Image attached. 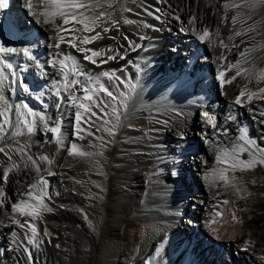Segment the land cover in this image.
Instances as JSON below:
<instances>
[{"label": "bare ground", "instance_id": "obj_1", "mask_svg": "<svg viewBox=\"0 0 264 264\" xmlns=\"http://www.w3.org/2000/svg\"><path fill=\"white\" fill-rule=\"evenodd\" d=\"M103 1L99 0L100 3ZM21 2L24 3V7L17 3L18 12L30 19L29 26L26 27L36 29L42 36V41H39V43H42L39 45L41 46L39 50L43 52V49H46L53 52L57 61L67 55L71 57L68 59L71 64L86 72L85 76H76L75 73L68 70L69 82L76 79L91 86L92 83L96 82V77L93 78L92 73L97 67L101 68V71L124 72L128 78L130 76L132 79L131 81L127 79L125 82L124 92L126 97H122V93L119 94V98L126 101L127 108L125 109L120 103H116L121 117L115 135L109 136L107 132L103 131V128L110 127V125L104 124L102 120L97 118L100 115L97 109L93 108L96 113L95 116H90L89 113L80 109L79 104L83 99L80 85L77 84L74 90L64 91L63 85L57 84V81L63 80V74L58 63L56 67L45 64V71H38L36 75H31L32 85L28 84L27 79L23 77V82L31 90L24 92L21 90L17 79L20 76V71L23 76L28 77V72L24 69L27 67L37 68L36 65L38 64H34V61L22 53L0 54V63L3 62L2 58L6 61L10 59L13 65V69H5L4 72L6 77L4 90L10 106L8 115L11 124L0 127L1 136L8 134L7 131L12 128V104L17 103L21 107L20 105L27 103L32 107V97L27 93H41L44 89L43 85L48 82H44V80L55 81L56 85L61 88L62 95L65 98V103L60 108L61 115L57 117V119H62L61 140L59 142L49 128L46 130L45 135L38 136V141H35L32 145L24 146L18 141L0 142V147H6L8 150L7 154L0 153V168L3 169V175H0V201L4 202L0 206V222H2L0 223V263L33 264L34 262L33 254L29 255L27 249V237L30 234L27 229L31 231V228L26 226L25 231L24 228L22 229L12 222L13 219H18L21 223L29 221L35 224L37 229H42L45 225L53 228L55 235L47 241L48 257H52V255L58 257L57 255H59L65 257V259L69 258V260L75 261V264H88V260L93 255V244L98 247L94 256H98L100 260H105L104 264H118L117 257L120 254L123 256L128 253L137 257V264H200L199 261H201V264H216L215 258L223 260L227 244L236 247L237 253L233 251L231 256L233 259L239 260L241 264H264L261 260L264 258V219L261 216L254 225L243 226L240 218L242 216L241 212L234 208L237 198H231L242 191L244 180L251 183L257 179V174L264 178V165L257 164L253 169L244 171H241L240 167L235 169L230 167L235 156L239 154L240 147L249 149L243 152L244 154L239 155L241 160L251 159L253 152L259 158L260 153L256 151V148H264V115H262L264 113V98H262L264 93L258 91L259 88H264V79L257 83V76L260 70L264 69V46H262L264 45V6L256 9L245 8V13L250 10H257L258 13L255 11L256 13L253 14L254 11H251V20H247L243 24L237 22L234 25L232 17L236 15V10L231 7L225 8L224 5L226 3L229 5L243 3V0H126L127 5L125 12L122 14V23L119 26L120 28L116 30L119 32V36H116L113 31L112 36L107 32H103L101 24L93 32L78 31L75 33L77 37L75 43L80 47L103 49L107 53L105 56L96 57L97 64H92L90 61L83 59L85 55L83 52L77 51L68 43H61L59 48L55 47L59 43L61 35L65 36L66 40L72 39V36L67 32L58 33L54 30L56 26L63 25L61 17H54V22H44L45 17L42 14L46 7L44 0H31L33 5L31 10L26 7L29 0H22ZM248 2L250 3L251 0H248ZM156 9H159V11L157 12ZM33 12L36 13L38 20L33 17ZM89 14H91V11ZM225 14L227 19H225ZM156 16H159L160 19H156ZM165 18L168 21H165ZM72 24L74 22H70L69 25H64V27L70 29ZM253 24H256L255 31L248 32L247 35H235L236 31H245ZM178 26H181V29H178ZM26 27L21 26V28ZM75 27L80 28L81 26L75 25ZM204 28L210 29L211 32L207 40L199 39ZM174 31L175 38L170 34ZM96 32H100L101 35L95 41L88 44L81 42L85 35L92 37L96 35ZM11 37L13 40L16 39L13 32L5 33L0 29V41L4 42ZM30 37L26 35L25 41L30 40ZM19 38L18 41L21 40ZM170 38L172 39L170 45L175 48V51H179L178 53L174 52L173 47L167 45L171 41ZM155 40H159L160 43L163 40L161 46L174 58L173 61H169V64L167 62L169 59L167 61L163 58L159 60V57L164 56L162 52L158 51L155 57L151 56V52L160 46L157 42L155 44ZM173 40L176 42L175 45ZM5 44L7 47L19 49L16 43L14 45ZM137 45L139 47H136ZM253 45H255V50L249 51L248 54L251 53V56L248 60L243 61L239 53L244 51L245 48L251 49ZM31 46H35L34 41L31 42ZM109 48L112 49L111 52H108ZM196 48L198 49L196 50ZM108 55H114L116 58L100 64V61L106 60ZM20 56H22V59L24 58V63L22 68L18 69L16 59ZM121 56L125 58L121 59ZM199 57L205 58V63L201 64ZM179 59L185 63L183 70H188V73L199 67L208 70V74L200 77L197 75L201 73L196 71V80L190 83L193 84L195 89L205 93V97L202 99L203 102L193 109L196 113L198 110L203 112L201 117L203 120L197 118L194 112L182 109L189 105L187 103L191 102V98H196V96L184 95L182 88L177 91L175 87L176 81H180L179 78L182 79L184 76L183 73L180 76L178 72L175 74L174 69L180 67L177 63ZM209 60L212 61V64H207V62H210ZM237 61L241 62L239 68L248 71L242 72L235 80L228 83L227 81L236 74L237 67L232 66L236 65ZM13 70L16 72V76L9 75ZM214 71L219 72L218 78L211 75ZM222 71L225 72L224 80L226 81L223 84L220 79V72ZM207 78H210L208 83L205 82ZM12 81L17 82L11 83ZM99 82L104 83L106 87L110 85H107V80L105 83L102 78ZM218 82H220V85H218ZM210 84L217 87L216 92H214V87L213 89L209 88ZM130 85H135V88L130 87ZM109 90L115 92L113 87ZM73 91L78 96L76 110L70 105L65 96L67 94L70 97ZM241 91H244L245 95L241 97V103L237 104L235 101ZM253 92L256 95L249 101L248 94ZM48 93L50 94L48 99L54 101L53 92L50 93L49 91ZM96 95L101 96L104 101L106 100L104 93L98 92ZM215 99L219 100L222 104L221 107L220 103L216 104ZM204 102L206 103L205 107ZM176 106L180 109L179 112L174 113L173 107ZM3 109V102H0V124L3 123L4 119ZM77 111L81 113L82 117L80 136L83 139H79L74 135L76 131L74 119L76 120L75 114ZM106 111L111 114L112 110L108 107ZM252 115L255 117L254 120ZM140 116L143 117L145 130L141 129V132H137L133 130L132 124L140 122ZM230 116H235V120L238 119V122L244 124L246 130L234 125L233 121L229 119ZM106 119L111 120L113 124L116 123L115 118L111 115ZM89 120L90 125L87 123ZM98 128L101 131L97 132ZM196 130L206 139V145L214 148L216 153L206 152L202 147L204 145L198 142L195 150L185 154L182 159L183 154L180 153L182 149L185 147L187 149L192 145V141L198 139ZM89 132L95 133V137L102 136L105 141H111V143L102 149L101 141L90 135ZM222 132L233 134V136H224ZM176 134H179V136L176 137ZM237 135L240 136V140H237ZM247 137L256 141V145H249ZM174 139H178L175 140L177 143L170 145ZM187 139L189 142H186ZM67 140L68 143H66ZM73 142L77 144L80 150L94 153L103 151L104 154L103 156L96 155L93 157L69 155L70 145ZM172 146L176 147L177 150ZM12 148H17V152H12ZM19 148H26V155H32L34 158H36L37 152L40 153L39 155L47 154L53 160V163L49 165L47 162L37 160L40 165V172H37L35 167L31 166L30 162L26 160V156L19 155ZM160 149H163V156H160V152H158ZM171 152H174V155H170ZM191 154H193V158L205 161L204 164L201 161L195 164L198 176L195 180L199 187L198 199H201V209L204 206V213L193 208L194 205L197 207V203L195 204L192 200L194 198L188 197V199L186 195L182 196L175 193L179 189L181 192L185 190V193L191 191L190 184L192 181L189 171L192 170V167L188 161ZM9 155H11V159H8ZM95 161H99V164H96ZM178 161L181 162L182 167L176 170L173 166ZM224 161H227V163ZM26 163L29 164L27 168L24 167ZM13 164L19 166L13 167ZM213 169L216 170L215 174L212 172ZM48 170L55 172L56 175L48 176ZM221 170H226L225 174L229 178L227 181L219 179ZM41 175L48 181V184L45 185L47 196L44 197V203L47 208H51L53 205L55 211L53 210L48 214V211H43L39 217L13 212L11 210L13 204L21 200L32 202V198L28 197L27 193L31 190L34 195L37 194L39 185L36 189H30L29 185L35 183ZM232 177L236 179L233 180ZM148 178H150L149 181ZM142 179H144L143 182H141ZM93 180L95 182L91 184L90 182ZM174 182L176 185H173ZM97 184L100 187H96ZM142 187L148 190L147 194L136 198L135 196L140 195L137 190L141 191ZM171 191L174 194L172 198H169L167 195ZM177 197H179L178 200ZM126 198H130L131 202H136L139 205L133 213V217L141 226L142 232V241L140 240L141 242L136 247L138 249L133 248L131 250L130 248V251L123 244L124 242L122 243L123 237L121 235H113L108 231L105 232V237H99L97 241L94 238L91 239V235L86 232L82 234L84 227L87 226L86 223L96 225L97 220L93 219V212L106 219V229L115 226L118 222L117 209L125 203ZM174 200L179 203L174 204ZM167 201H173V206L176 208L175 212L164 211L163 206ZM190 201L194 203L193 207L189 204ZM223 201H228V203H222ZM65 205L72 206L73 209L66 208ZM74 211L81 216V219L75 216L71 217L73 218L72 222L78 225V229H75L71 223H63ZM190 211L197 218L200 214H203L202 217L200 216L203 223L198 222V227L195 226L196 223H192L185 230L181 229L180 215ZM220 211H223L222 216H220ZM85 214L87 218H85ZM233 214L235 219H233ZM216 217H220V221H215ZM48 221L55 223L51 225ZM95 227L97 232H100L98 225ZM14 232L16 233L15 236L13 235ZM69 235H75L76 238H71ZM251 237H254V239L251 240ZM138 240L136 241L138 242ZM187 240L193 246L190 259L185 257L183 251L181 253L177 252L179 250L177 247L183 245ZM201 240L204 241L202 248L206 249L205 254H203L202 248H199ZM13 241H16V243H13ZM179 242H182V244L178 245ZM78 244L85 247L81 254L76 253L73 248ZM212 244L218 249L217 252L212 248ZM7 246L8 248H6ZM192 250L198 251V258ZM251 250L258 254L259 258L254 257L249 252ZM59 259L53 262L59 264Z\"/></svg>", "mask_w": 264, "mask_h": 264}, {"label": "snow or ice", "instance_id": "obj_2", "mask_svg": "<svg viewBox=\"0 0 264 264\" xmlns=\"http://www.w3.org/2000/svg\"><path fill=\"white\" fill-rule=\"evenodd\" d=\"M45 3V11L42 13L43 16L45 17L44 22L45 23H50L54 22L53 18L56 16H59L63 19V25L56 26L54 29L56 32H67L72 36V39H65V36L61 35L59 38V43L55 45L56 48L60 47L61 43H68L70 46L76 48L77 51L83 52L84 59L90 61L92 64H97V60L95 59L96 57L100 56H105L107 53L103 49H90L86 47H80V45L75 43V40L77 37L75 36V33L78 31H83L85 33L88 32H93L95 31L96 27H99L101 23L105 22V20L111 21L112 25H116L118 21L112 19V14L111 13H106L105 11H100L98 14L95 13V9L101 8L103 5L99 2V0H44ZM261 6H264V0H251L249 3L248 0H243V3H232L231 5L225 4L224 7L228 8L231 7L232 9L236 10V15L232 17V23L235 25L237 22L240 23H246L247 20H251L252 16L250 14L245 13L244 9L245 8H250V9H256ZM7 7L6 0H0V8ZM28 9H32L33 5L31 3V0H29L28 4L26 5ZM107 7L111 8L112 5L108 4ZM91 11V14L89 12ZM158 12L159 9H156ZM33 17H36V13H32ZM243 17V19H241ZM38 20L39 18L36 17ZM156 19H160L159 16H156ZM225 19H227V15L225 14ZM70 22H74L72 24V27L70 29L65 28L64 25H69ZM127 22V21H125ZM75 25H80V28H76ZM256 29V24L250 25L247 30L245 31H236L235 35L236 36H242V35H247L248 32L255 31ZM111 28L104 27L102 28L103 32H108L110 31ZM211 32L210 29L204 28L202 30V34L199 36V39L201 40H207L210 36ZM259 34V33H258ZM101 33L96 32L95 36L88 37L85 35L82 38V43L88 44L93 41H95L98 37H100ZM231 39V37H229ZM131 43V42H130ZM221 43H223L221 41ZM264 46V45H262ZM136 47H139L137 45ZM227 47V45H225ZM134 50V49H133ZM255 50V45L251 49L245 48L244 51L240 52L239 55L241 57H245L246 53L249 51H254ZM112 49H108V52H111ZM3 53H22L23 55L27 56L30 60L35 61L41 69L45 68V64H41L36 57L32 54V51L29 48H23V49H16L13 47H7L5 46V42L0 41V54ZM90 53V54H89ZM118 54V53H117ZM127 54L125 53V56ZM71 57L69 56H64L62 59L53 60L51 62L52 67H56L57 63L59 64V68L61 73L63 74V80L62 81H57V84H62L63 85V90L64 91H69L70 89H75V86L77 84L80 85V90L83 92V99L81 100L79 107L82 108L85 112L89 113L90 116H95L96 113L93 111V108L97 109L100 113V115L97 117L98 119L102 120L104 124L110 125V127H104L103 131L107 132L109 136H114L115 135V130L116 127L119 124L121 113L119 110V107L116 106L115 101L117 100V96L113 94L112 91L109 89L112 87V85L105 86L104 83H100V78L101 77H107L109 80H115L117 82V87L120 85H123L128 78H125L124 80H121L120 77H117L115 75V71L109 72V71H103L99 75L96 76L95 80L96 82L92 83L91 86H88L87 84L81 83L79 80H72L69 82L68 80V65L66 61L70 59ZM116 56L114 55H108L106 60H101L100 64L107 63L108 60L115 59ZM121 59H124V56L120 57ZM241 62L237 61L236 65H233L232 67H237V71L235 76L231 77L230 80L227 82L230 83L231 80H235L237 76H240L242 72H247V69H242L239 68V64ZM138 67V65H137ZM5 69H13V65L7 61H4L0 63V102H3L4 105V119L3 123L0 124V127H4L6 125H10L11 121L9 119V112H10V106L8 104V100L5 97V90H4V80H5ZM230 70V69H229ZM71 71L75 73L76 76H83L85 73L80 72L75 66L71 68ZM11 76H16V72L13 70L9 73ZM225 72L222 71L220 72V79L221 83H225L226 81L224 80ZM19 81L20 86L23 88L25 92H29L30 89L28 85H26L23 82V77L20 76L17 78ZM91 79V78H90ZM261 79H264V69L260 70L259 75L257 76V83L260 82ZM17 81H12L11 83H16ZM130 87L135 88V85H130ZM258 91L260 93H264V88H259ZM102 92L106 94L107 97L111 98L113 101L112 105V111H111V116L115 118L116 123L113 124L111 120L106 119L109 116V113L106 111V108L108 107L107 103L104 102L101 96L96 95V93ZM123 95V94H121ZM245 95L244 91H241L239 96L236 99V103L240 104L241 103V97ZM256 93H249L248 94V99L249 101L252 100L253 96H255ZM55 96L57 97V104L56 108L59 110L64 103V96L62 95L61 88L56 87L55 88ZM264 98V97H262ZM78 99V96L75 94V91H73V94L69 97V102L72 103L74 106L76 105V101ZM87 102V103H85ZM120 105H122L125 109L127 108V104L123 99L120 100ZM23 109H26L27 115H25L24 119V124L28 125L27 131L29 133L33 132L35 124L37 120H44L45 116L39 115L38 113L34 112V110L27 104L23 103L21 105ZM24 115V113H21ZM264 115V113H262ZM31 117V120L28 119V117ZM81 113L77 111L76 113V131L74 132V135H76L79 139H83L82 136H80V124H81ZM229 119L235 120V116H230ZM53 126L50 127V131L55 134V137L57 141L59 142L61 140V126H62V119H56L53 122ZM90 125V120L87 122ZM101 131L100 128L97 129V132ZM18 135H22V133H17ZM90 135H93L95 137V133L89 132ZM96 139L101 141V148H106L111 141H105L104 137L99 136L95 137ZM249 145H256V141L249 139L248 141ZM94 147V145H93ZM248 148L245 147H240L239 149V154L235 156V159L231 163L230 167L232 169H235L237 167H240L241 171L244 170H250L253 169L257 164L259 165H264V148H259L257 147L256 151L260 153L259 158H257L255 152L252 153V158L249 160H241L239 159V155L242 154L245 151H248ZM7 148L6 147H0V153H5L7 154ZM12 152H17V148H12ZM19 155L20 156H26V160L30 162L31 166L35 167L37 172H40V165L37 163V160L39 161H44L47 162V164L51 165L53 163V160L49 158L47 154L39 155L38 157L34 158L32 155H26L27 149L26 148H19ZM103 151H100L99 153H94L92 151H85V150H80L78 149V146L75 142L71 143L70 145V151L69 155H74V156H80V157H93L96 155L103 156ZM8 159H11V155L8 156ZM219 159V157H218ZM227 163V161H224ZM96 164H99V161H95ZM19 165L13 164V167H18ZM25 168L29 167V164L24 165ZM11 171V169H9ZM215 169L212 170L213 174H215ZM226 170H221L219 173V179L227 181L229 178L225 174ZM103 174V173H101ZM48 176L56 175L55 172H52L51 170L47 171ZM233 180H235V177H232ZM48 184L47 179L43 175L39 176L38 180L35 183H32L29 185L30 189H36L37 185H39V192L34 195L33 191H29L27 193V196L32 198V202H26V201H19L11 206V210L13 212H19L23 215L27 216H35L39 217L43 211H51L50 208H47L45 203H44V197L47 196V191L45 189V185ZM96 187H100L99 184L96 185ZM3 201H0V206L3 205ZM222 203L227 204L228 201H223ZM85 218H87V215L85 214ZM233 219H235V215L233 214ZM13 223L19 225L20 228H25L26 226L31 228V235L29 236V243H35V240L33 239L36 234H37V228L35 224L30 223L29 221H25L24 223H21L20 220L18 219H13ZM215 222V221H212ZM2 223V222H0ZM215 231V229H213ZM47 234V233H46ZM13 235L15 236L16 233L14 232ZM13 243H16V241H13ZM29 255L31 253L29 252Z\"/></svg>", "mask_w": 264, "mask_h": 264}, {"label": "rangeland", "instance_id": "obj_3", "mask_svg": "<svg viewBox=\"0 0 264 264\" xmlns=\"http://www.w3.org/2000/svg\"><path fill=\"white\" fill-rule=\"evenodd\" d=\"M21 1H20V4L22 5L23 2H21ZM108 4H111L112 7L111 8L107 7ZM23 5H24V3H23ZM101 5H103L101 8H97L94 10L95 13L98 14L100 11H105L106 13H111L112 19L118 21V23L116 25H112L111 21L105 20V22L101 23L102 28H104V27L111 28V32H109V34H111V36H112L113 35L112 31H113V32H115L116 36H119L120 34L116 30H118L117 28H120L119 26L122 23V21H121L122 20V14L125 12L126 5H127L126 0H104L101 3ZM251 11L252 12L254 11L253 14H255L256 12L258 13L257 10H250V11H247L246 13L251 14L252 13ZM164 20L168 21L167 18H165ZM178 29H181V26H178ZM170 34L173 37H176L175 31H174V33L170 32ZM41 41H42V39H41ZM170 47L172 48L173 46L170 45ZM173 50H175V48ZM181 55L183 56V54H181ZM246 55H245V57H242L243 61L248 60L249 56H251V53H249V54L247 53ZM252 57H250V58H252ZM198 59H199V61H201V64L205 63L204 61H206V59L205 58L203 59L202 57H199ZM209 61L210 62H207V64H212L211 63L212 61L211 60H209ZM18 64H20V62L17 63V68H18ZM20 68H22V67H20ZM160 83L163 85L162 82H160ZM218 85H220V82H218ZM213 87H214V92H216L217 87L214 86V84H210L209 88L213 89ZM48 89L50 90V88H48ZM21 90H23L22 87H21ZM49 90L46 89L44 91L45 97L43 96V91L41 93L38 92L37 94L33 93V92L27 93V94L31 95V97H32L33 106L31 108L34 110V112L38 113L39 115L45 116L44 120H39V119L37 120L35 127H34V130L31 133H29L27 131L28 125L24 124L25 115H27L26 109L19 107V104H17V103H15V105L12 104V107H11L12 128L10 131L9 130L7 131L8 134H6V135L4 134L2 136L0 134V142L3 141V142L8 143L10 141H18L21 144H23L24 146H27V145H32V143L34 144L35 141L37 142L38 136L45 135L46 130L48 128L50 129V127H49L50 124H52V122L56 119L55 104L53 101L48 99L50 97V94L48 93ZM215 101H216L217 105L220 103L219 100L215 99ZM221 106H222V104L220 103V107ZM244 107H246V106H244ZM21 113H24V115H22ZM194 113L197 116V118L201 119L203 114H201L202 112L200 110H198L197 113L196 112H194ZM230 113L232 114V112H230ZM140 118H141L140 120H142L143 117L140 116ZM28 119L31 120V117L29 116ZM201 120H203V119H201ZM232 121H233L234 125H238V122L236 120H232ZM74 122L76 123L75 119H74ZM141 122L133 123L132 127L134 129H137V130L139 128H141L142 130H145L144 129V120H142ZM52 126H53V124H52ZM142 130H140V132ZM137 132H139V131H137ZM196 132H197V130H196ZM17 133H22V135H18ZM222 134H224V136L227 135L228 137H231L229 135L233 136V134H230V133L227 134L225 132L224 133L222 132ZM175 136L178 137L179 134H176ZM203 139L204 138H202V136L198 137V140L206 142ZM175 140L177 141L178 139H174V141H171L170 145H173V143H177ZM66 143H68V140L66 141ZM165 144H167V143H165ZM203 145L204 146H202V147L205 149L206 152H208L210 154L216 153L215 149L211 148V146L206 145L205 143ZM173 148L177 150L176 147H173ZM39 154L40 153L37 152L36 157H38ZM190 156L191 157L189 158L188 161H189V165H191V167H192V170L190 169V171H189V176H190V179L192 181V183L190 184L191 191L188 193H185V190H183L182 192H184V193L181 192L180 195H182V196L186 195L187 198L188 197L194 198L192 200L195 202V204L197 203V207H196V205H194V207H193L194 203H192L191 201L189 202V204L193 208H196L197 211L204 213L205 212L204 206L201 209L202 202H201V199L200 200L198 199L199 198V187H198L197 181L195 180L196 178H198L195 164L198 161L200 163L201 160L197 159V158H193V154H191ZM201 162L203 164L205 163V161H201ZM0 175H3V169L2 168H0ZM257 175H258V177L255 180L256 182L253 181L250 183V181L244 180V186L242 188V191L236 193L233 197H231L232 199L237 198L236 199L237 203L235 204L234 208H236L239 212H241L242 216L240 218H241V222H242L243 226L244 225L245 226L254 225L255 222L260 219L261 216L264 219V178L261 177L260 174H257ZM241 178H243V177H241ZM147 180L149 181L150 178H148ZM143 181H144V179H142L141 182H143ZM88 182H90V181H88ZM94 182H95V180L91 181L90 183L94 184ZM137 191L140 195L135 196L136 198H140V196H144L148 192V190L146 188L144 189L143 187H142L141 191L140 190H137ZM178 198L179 197H177V200H178ZM180 201L182 202V199ZM124 202L125 203H123L122 205L120 204L121 205L120 208L117 209V211H118L117 212L118 213L117 214L118 215L117 221L118 222L116 223L115 226H111L109 229H106V227H105V226H107L106 219L104 217H102L101 215L99 216L98 213L93 212L94 213L93 219L95 221L97 220L96 225H98V228H100V232H97L96 227H95L96 225L94 223H86L85 225H87V226L84 227L83 232L81 231L82 234L86 232L87 234L91 235L90 236L91 239L94 238L95 241H97V239L99 237H101V238L105 237V232L108 231L113 235H121L123 237L122 243L124 242L123 244L127 248H129V250H130V248L132 250L133 248L135 249L136 247H138L137 244H139L142 241V239H141L142 232H141V226L138 224V222L133 217V213L138 208L139 205H138V203L136 204V202H131L130 198L129 199L126 198ZM185 202H187V201H185ZM176 203H179V202H176L174 200V204H176ZM65 207L66 208L69 207V208L73 209L72 206L65 205ZM50 209H51V211H48L47 214L51 213L53 210L55 211L53 205L51 206ZM163 209H164V206H163ZM261 209H262V211L260 212ZM164 211H165V209H164ZM215 213H216V210H215ZM71 214H70L71 216H68L64 220L63 223H67V224L71 223V225H74L75 229L76 228L78 229V227H77L78 225H76L75 222H72L73 218H71V217L75 216L76 218L81 219V216L75 211L71 212ZM202 215L203 214H200L201 217H202ZM180 216H181V227H182L181 229H184V230H185V228H188L189 224L191 225L192 223L193 224L196 223L195 226L198 227V224H197L198 222L203 223L202 218L200 216L198 218L194 217L191 211L187 212L186 214H181ZM70 218H71V220H70ZM217 220H218V218H215V221H217ZM48 222H50V221H48ZM54 223L55 222H50L51 225H53ZM25 229H27V228H24V230ZM24 230H22V231L24 232ZM53 231H54L53 228H51L49 225L48 226L45 225V227H43L42 229H37V234L33 238L35 240V243L32 244V243H29V236L31 235V231H28V229H27V232L30 233L27 237L28 238L27 239V241H28V248L27 249L34 256L33 264H55L53 261H57L56 259H58V258H60L59 264H75V261H71V260H69V258L65 259V257L63 258L62 256L60 257L59 255H57L58 257H56L55 255H52V257H48L49 248L47 246V241H48V239H50L51 237H53L55 235V233ZM88 231H89V233H88ZM187 231H188V229H187ZM208 233H210V232L208 231ZM188 234H189V232H188ZM210 234H212V233H210ZM69 236H71V238H74V237L76 238L75 235H73V236L69 235ZM137 239H139L138 242L136 241ZM250 239L253 240L254 237H251ZM31 244H32V246H31ZM81 244L73 246L76 253L79 252L81 254V252L84 250L85 247L81 246ZM203 246H204V241L201 240L199 248H202ZM6 248H8V246ZM212 248H214L217 252L218 249L216 248L215 245L212 244ZM225 248H226L225 249L226 251H224V257L222 258L223 260L221 261L219 258H215V263L216 264H241V262L239 260H235L231 256L233 251H235L237 253L236 247H234V246L231 247L230 244H227L225 246ZM136 249H138V248H136ZM97 250H98V247L93 244V246H92V254L93 255L91 256V259L88 260V264H104L105 260H100L98 258V256L97 257L94 256V254H96ZM202 250H203V254H205L206 249L204 250L202 248ZM249 252L252 253V255L254 257L259 258V255L254 253L252 250ZM123 256H122V254H120L117 257L118 264H132V263L134 264V262H135V264L138 263L137 257H134L133 254H131V253H128L127 255H123ZM207 258H208V256H207ZM106 259H108V258H106ZM261 260H263V262H264V258H262ZM198 263L201 264V261H199Z\"/></svg>", "mask_w": 264, "mask_h": 264}, {"label": "water", "instance_id": "obj_4", "mask_svg": "<svg viewBox=\"0 0 264 264\" xmlns=\"http://www.w3.org/2000/svg\"><path fill=\"white\" fill-rule=\"evenodd\" d=\"M152 264V263H151Z\"/></svg>", "mask_w": 264, "mask_h": 264}]
</instances>
